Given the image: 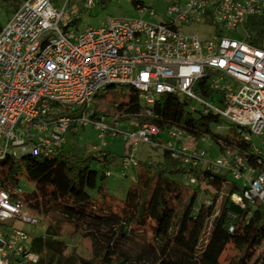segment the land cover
Returning <instances> with one entry per match:
<instances>
[{"label": "built area", "instance_id": "obj_1", "mask_svg": "<svg viewBox=\"0 0 264 264\" xmlns=\"http://www.w3.org/2000/svg\"><path fill=\"white\" fill-rule=\"evenodd\" d=\"M53 1L25 0L0 31V160L50 155L63 148L69 128L80 123L93 125L102 139L106 134L123 138L130 147L124 166H137L139 144L157 147L154 137L160 130L150 121L128 122L138 127L125 132L119 120L115 126L106 124L104 116L91 120L95 111L89 106L112 85L134 87L148 118L153 116L156 96L178 94L198 104L192 110L200 108L264 135V46L250 43L245 28L250 16L264 14V0L178 1L168 9V22L110 18L84 31L72 30L71 12L66 5L58 10ZM93 2L87 0L85 8L91 9ZM208 20L219 26L220 34L204 43L177 29L178 22ZM239 27L245 30L243 39L227 35ZM199 82H205L208 96L195 90ZM52 103L73 106L77 114L52 116ZM169 131L175 142L165 148L174 158L226 169L246 187L241 196H233L234 202L243 208L248 202L264 204V171L246 166L230 149L211 163L204 152L196 156L188 151L182 129ZM23 194L19 184L8 191L0 185V225L13 219L38 223L23 212ZM28 240L23 230L0 228V264L18 260L36 264L39 256L28 251Z\"/></svg>", "mask_w": 264, "mask_h": 264}, {"label": "trees", "instance_id": "obj_2", "mask_svg": "<svg viewBox=\"0 0 264 264\" xmlns=\"http://www.w3.org/2000/svg\"><path fill=\"white\" fill-rule=\"evenodd\" d=\"M245 27L251 35L249 42L264 46V14L250 16ZM122 87L128 89L124 96L129 99L117 108L138 124H155L160 130L154 137L158 146L163 145L164 131L179 128L196 144L209 137L222 153L235 148L246 166L264 171V145L246 140L238 126L229 127L225 135L215 132L224 119L200 108L192 110L193 101L178 94L156 96L153 116L148 118L139 92L132 86ZM195 90L204 97L210 94L205 82H199ZM100 118L96 111L91 116L94 121ZM172 153L163 148L158 162L138 161L130 168L124 166L128 154L123 156V171L132 169L133 181L119 210L108 198L105 184L107 173L117 163L115 153L99 150L75 158L61 148L50 155L0 160V185L5 190L17 186L20 175L25 174L35 189L22 195L24 206L44 217L56 212L62 218L50 223L43 235L28 240V251L39 256L36 264H246L253 250L259 255L251 264H264V204L248 202L243 208L233 196H241L246 187L230 180L229 171L222 173L200 161L185 163L184 157L174 158ZM94 162L105 168L101 176L93 169ZM183 175L195 180L194 188L184 186ZM203 193L211 194V201L200 203ZM64 224L90 242L89 258L66 254ZM228 251L234 254L224 259Z\"/></svg>", "mask_w": 264, "mask_h": 264}, {"label": "rangeland", "instance_id": "obj_3", "mask_svg": "<svg viewBox=\"0 0 264 264\" xmlns=\"http://www.w3.org/2000/svg\"><path fill=\"white\" fill-rule=\"evenodd\" d=\"M21 1L11 0L10 3L0 1V31L3 26H5L9 20L12 18L13 14L17 8L21 5ZM25 1V0H24ZM139 1L140 5H135V2ZM181 0H94L92 8L86 9L85 3L87 0H54L53 5L58 10L66 5L67 10L74 12L75 23L71 25L72 30L84 31L89 27H98L102 21H107L108 19H122V18H136L144 19L146 21L159 24L168 22L171 16L168 14V9L174 3ZM182 4L185 0L181 1ZM139 6V7H138ZM246 28V27H245ZM177 29L179 32L187 36H198L204 43L211 40L215 35L219 33V26L212 23L210 20L207 22H191V23H177ZM227 35L233 38L243 39L245 36V30L242 27L237 28L234 31L227 32ZM128 93V89L122 86H117L115 88L105 89L100 93L99 97L94 98L91 105L89 106L90 111L99 112L101 116H106V124L115 126L116 121H121L122 123L137 122L134 117L127 116L123 111H120L117 107L128 102V96L124 94ZM193 106H198L196 102H193ZM52 113L51 115H67L76 116V112L73 110V106L67 105H55L51 104ZM77 109V108H76ZM86 109V107H85ZM55 111V112H54ZM55 113V114H54ZM127 126V125H124ZM233 123L224 119V124L216 127L215 132L225 135ZM125 132L130 131L123 127ZM244 130V129H243ZM132 131V130H131ZM244 135H249L256 146H263L264 135L257 136L252 134L248 130L243 131ZM186 136V140L183 145L188 148V151L192 155L199 156L200 153H205V160L214 163L218 159L223 158L224 152L222 153L220 147L215 144L209 137H205V140H200L197 143ZM163 145L153 147L150 144L140 143L139 150L136 154L137 160L141 163L158 162L159 156L162 153L163 148L169 147L170 143L175 142L170 135V131H164L162 133ZM67 143L65 144L64 150L75 158L84 157L87 154H92L94 151L107 150L115 153L117 156V163L115 166L111 167L110 174L107 177L105 184L107 186L108 198L115 205V209L119 210L122 205V201L125 199L127 191L132 184V169L126 173L130 176L126 177L123 168L121 166L123 161V156L127 155L130 151L128 143L121 137H113L111 134H106L105 138L100 137V131L96 129L93 125H82L80 123L73 124L66 136ZM156 142V141H155ZM103 143L106 144L103 147ZM178 145L176 144V147ZM97 149L93 151V148ZM180 149V146H178ZM234 155H238L237 151L230 149ZM98 153V152H97ZM20 154V151H19ZM93 169L99 172L101 176L105 172V168L98 162H94ZM222 173H227L226 169H220ZM111 175V176H110ZM252 177L248 175V178ZM190 175H183L181 177V182L184 186H190L194 188L196 184L191 182ZM230 180L237 181L240 185L244 182L241 180H236L232 175H229ZM19 185L22 186L24 193H31L35 186L31 183L25 174L20 175ZM202 190H207L205 185H202ZM210 193L213 194V190L210 188ZM96 195V191L91 192ZM211 194L203 193L199 196V202L211 201ZM23 212L35 219L38 223H26L19 219H13L5 224H1L0 228L4 230H15L20 229L25 231L29 236V242L32 238L38 237L44 234L47 226L52 222L62 221V218L56 212H52L49 216L44 217L33 211L26 205L23 208ZM62 239L67 243L68 250L66 254L76 253L82 257L89 258L91 255V244L90 242L83 238L81 234L76 232L74 228L70 225L62 226ZM28 242V243H29ZM234 254L233 251H228L224 255V259L230 258ZM259 255L258 250H253L249 255L246 264H251L257 256ZM17 264H29L26 261L16 262Z\"/></svg>", "mask_w": 264, "mask_h": 264}, {"label": "crops", "instance_id": "obj_4", "mask_svg": "<svg viewBox=\"0 0 264 264\" xmlns=\"http://www.w3.org/2000/svg\"><path fill=\"white\" fill-rule=\"evenodd\" d=\"M181 1H182V0H181ZM23 2H24V1H23ZM23 2H22V3H23ZM22 3H21V5H22ZM21 5H20V6H21ZM138 7H139V6H138ZM15 12H16V11H15ZM73 13H74V12H71L72 17L74 18ZM73 20H74V19H73ZM102 22H103V21H102ZM124 125H127V126H124ZM124 125H123V127L126 128V129H129L130 131H131V130H135V129H137V127H138L137 124H135V123H130V124H128V123L126 122V123H124ZM111 135H112L113 137H119V136H116V135H113V134H111ZM66 143H67V140H66ZM66 143H65V144H66ZM196 146H197V144H196ZM63 148H65V145L63 146ZM177 148H178V147H177ZM96 149H97V148L94 147V148H93V151L96 150ZM94 152H95V151H94ZM94 152H93V153H94ZM110 176H111V175H110Z\"/></svg>", "mask_w": 264, "mask_h": 264}]
</instances>
